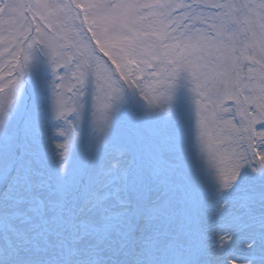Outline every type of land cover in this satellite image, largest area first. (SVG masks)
<instances>
[{
  "label": "snow or ice",
  "instance_id": "snow-or-ice-1",
  "mask_svg": "<svg viewBox=\"0 0 264 264\" xmlns=\"http://www.w3.org/2000/svg\"><path fill=\"white\" fill-rule=\"evenodd\" d=\"M0 21V264H264V0H0Z\"/></svg>",
  "mask_w": 264,
  "mask_h": 264
},
{
  "label": "rangeland",
  "instance_id": "rangeland-1",
  "mask_svg": "<svg viewBox=\"0 0 264 264\" xmlns=\"http://www.w3.org/2000/svg\"><path fill=\"white\" fill-rule=\"evenodd\" d=\"M115 2H126V0H115ZM0 37H6L4 31V21H0ZM0 87L4 88L3 92H0V110H3L6 106L11 105L14 102L12 90L15 85L10 83L8 74L3 69L7 68L8 59L6 50L3 45L0 44ZM115 87V85L113 86ZM31 87H29V91ZM99 100H94V112L95 115L92 118L93 131L97 136L105 134L107 129L108 120L112 111L111 100L113 98L112 92L101 91ZM179 95L185 107L192 118L194 127L198 121V106L196 104V93L192 91V86L186 80H181ZM149 98L155 105L165 106L171 101L166 99V93L150 94Z\"/></svg>",
  "mask_w": 264,
  "mask_h": 264
}]
</instances>
